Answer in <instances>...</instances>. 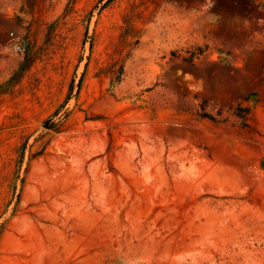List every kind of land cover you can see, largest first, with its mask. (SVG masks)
I'll list each match as a JSON object with an SVG mask.
<instances>
[{"label": "rangeland", "instance_id": "obj_1", "mask_svg": "<svg viewBox=\"0 0 264 264\" xmlns=\"http://www.w3.org/2000/svg\"><path fill=\"white\" fill-rule=\"evenodd\" d=\"M219 3L0 0V264H264V0Z\"/></svg>", "mask_w": 264, "mask_h": 264}, {"label": "trees", "instance_id": "obj_2", "mask_svg": "<svg viewBox=\"0 0 264 264\" xmlns=\"http://www.w3.org/2000/svg\"><path fill=\"white\" fill-rule=\"evenodd\" d=\"M213 1V7H216V8H219L220 7V0H212ZM254 6V5H253ZM254 7H258V6H254ZM202 54V51L201 50H199L198 49V53L197 54H195V53H193L192 55H191V59H189V60H186L187 61V63H189L190 65H192V62H193V58L195 57V56H200ZM242 112H245L244 111V109L243 110H239L238 109V116L240 117V118H244V115H242L241 113ZM246 114V113H245ZM202 117H204V115H201Z\"/></svg>", "mask_w": 264, "mask_h": 264}]
</instances>
